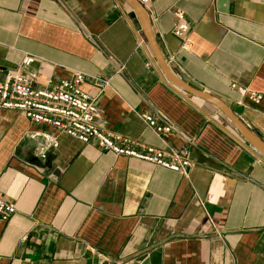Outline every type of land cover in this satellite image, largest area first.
Returning <instances> with one entry per match:
<instances>
[{
    "label": "crops",
    "instance_id": "obj_1",
    "mask_svg": "<svg viewBox=\"0 0 264 264\" xmlns=\"http://www.w3.org/2000/svg\"><path fill=\"white\" fill-rule=\"evenodd\" d=\"M135 4L0 0V83L26 57L39 86L74 72L101 79L100 92L91 80L82 90L107 133L187 147L192 166L182 175L115 156L0 109V198L15 208L0 223V264H141L151 253L159 264H264V157L214 105L167 78ZM143 9L174 79L221 101L264 143V0H150ZM178 12L186 49L173 35ZM148 113L173 132L159 139Z\"/></svg>",
    "mask_w": 264,
    "mask_h": 264
},
{
    "label": "built area",
    "instance_id": "obj_2",
    "mask_svg": "<svg viewBox=\"0 0 264 264\" xmlns=\"http://www.w3.org/2000/svg\"><path fill=\"white\" fill-rule=\"evenodd\" d=\"M136 1L146 9L150 4V0ZM175 18L173 35L181 39L182 49H186L189 27L183 13H175ZM33 62L32 57H26L19 69L5 73L4 80L0 83V109L16 111L31 125L50 127L82 144L94 142L99 149L115 156L127 157L186 175L192 166L187 147L177 151L169 147L160 150L142 146L118 134H109L100 126L101 112L95 100L83 92L82 85L91 80V84L100 92L107 86L105 81L74 72L54 85L39 86L35 84L33 77L25 73ZM231 88L246 97L252 105H259L263 99L262 95L247 89L235 85ZM141 118L145 126L159 139L164 140L173 132L172 125L160 121L154 114H143ZM38 135L36 133L33 137ZM42 136L48 138L47 135ZM14 213V206L0 198V223L6 224Z\"/></svg>",
    "mask_w": 264,
    "mask_h": 264
},
{
    "label": "water",
    "instance_id": "obj_3",
    "mask_svg": "<svg viewBox=\"0 0 264 264\" xmlns=\"http://www.w3.org/2000/svg\"><path fill=\"white\" fill-rule=\"evenodd\" d=\"M137 11L140 14L141 20H142V24H143V29L145 32V35L147 37V41L156 57V61L158 62L159 66L161 67V69L163 70V72L166 74L167 78L177 87L184 89L186 91H190L192 93H195L196 95H198L199 97L209 101L212 105H214L219 111H221L230 121L231 123L236 127V129L238 130L239 134L241 135V137L252 147L254 148L257 152H259L263 157H264V143H262L260 140H258L257 138H255L254 136H252L250 133L246 132L241 126L240 124L236 121V119L233 117V115L231 114V112L228 110V108L218 99L199 92V91H195L192 90L191 88H189L188 86H185L181 83H178L174 77L166 70V68L164 67V63L161 60V57L159 56L155 41L153 39V35L151 33V27H150V22L149 19L147 17V13L145 12V10L142 8V6H140L139 4H135ZM139 261L141 262V264H159V255L155 254V253H151L149 256L147 257H143L140 258Z\"/></svg>",
    "mask_w": 264,
    "mask_h": 264
}]
</instances>
